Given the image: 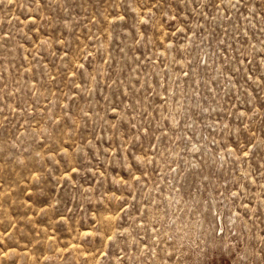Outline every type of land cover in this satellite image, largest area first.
<instances>
[{"label": "rangeland", "instance_id": "rangeland-1", "mask_svg": "<svg viewBox=\"0 0 264 264\" xmlns=\"http://www.w3.org/2000/svg\"><path fill=\"white\" fill-rule=\"evenodd\" d=\"M0 264H264V0H0Z\"/></svg>", "mask_w": 264, "mask_h": 264}]
</instances>
